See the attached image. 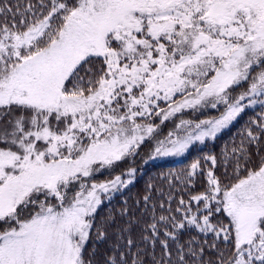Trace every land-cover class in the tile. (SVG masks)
<instances>
[{"label": "snow or ice", "instance_id": "6c2138e0", "mask_svg": "<svg viewBox=\"0 0 264 264\" xmlns=\"http://www.w3.org/2000/svg\"><path fill=\"white\" fill-rule=\"evenodd\" d=\"M254 106L260 113L223 160L206 154L164 175L167 194L146 185L136 201L151 220L143 248L125 202L104 264H264V0H0V264H93V230L103 240L116 224L112 213L97 223L98 210L137 170L96 174L147 142L148 159L182 156ZM185 110L217 114L180 118L161 135ZM199 177L203 191L189 193ZM173 180L189 193L175 208ZM153 191L167 199L153 201ZM192 229L214 242L181 243Z\"/></svg>", "mask_w": 264, "mask_h": 264}, {"label": "trees", "instance_id": "16d2710c", "mask_svg": "<svg viewBox=\"0 0 264 264\" xmlns=\"http://www.w3.org/2000/svg\"><path fill=\"white\" fill-rule=\"evenodd\" d=\"M15 2V0H13ZM261 109L260 107H257L255 109H249L246 111L245 114H242V118L238 119V122L234 123V126H230L229 129L224 130L222 133L218 134V138L215 140L206 141L202 145L194 146L187 152L183 157L176 158V159H166V160H159V161H152L147 164H145L142 168H140L136 173V179L135 181L126 189L116 193L114 196H112L111 200H105L104 204L101 206V208L98 210V214L96 217V222L100 223L104 217H106L109 213H112L116 217V224L113 225L111 229H109V234L106 239L103 240H97L95 230H93L92 238L87 242L86 248H85V257L87 259H91L93 264H104V261L106 257L111 253L113 245L117 243V234H116V226L122 225L124 223V219H122L119 215L120 209L125 207V202H127V206H129L134 212L136 217L139 219V223L136 224L133 228V231L131 233V237L137 242L139 247L143 248L145 247L144 244L140 243V237L141 235H144L142 231L144 227L145 221L151 222L150 217L148 215H142V210L144 208L143 202H141L139 205L136 204V201L141 200L142 196L145 194V188L146 185L149 183H152L156 186V188H163V191L165 194L169 192L168 183L163 179L164 175H167L169 173H175L177 175H180L182 173V170L186 168L187 165H189L194 159H197L201 156H204L206 154H215L217 157H219L221 160H223L222 153L225 149L230 151L232 147L239 145L243 132L245 128L248 126L247 122L250 118H255L259 113ZM216 112H208L204 115H200V118H205L206 116L216 115ZM143 149H147L148 146L143 145ZM253 153L257 151V147L254 145L250 149ZM260 154L264 155V142H261L259 145ZM141 155V152H139V155H136L139 157ZM256 157L254 156V159ZM126 163L123 164V162H118V166L116 169L108 174H105V176L99 178H111V175L119 174L123 169L126 167ZM205 167H211V165H205ZM225 171V168L223 166H218L216 168V174L221 176L222 179H224L223 173ZM232 169L228 168V172L231 173ZM225 182H227L225 180ZM173 183L177 185V189L173 190L176 192V197L172 203L173 208L176 206V200L179 199L180 195L184 196V199H188V194H194L196 192L203 191L204 188V180L203 177L197 178V182L195 184L194 188L189 189V193H185L183 191H180L182 188V185L178 181L173 180ZM152 198L153 201H160V200H166V195H161L158 191L152 192ZM159 214V210L158 213ZM126 219V218H125ZM196 237L198 240L203 242L204 240H207V243L210 245L214 242L215 238L212 234H208L207 236H204L203 234H198L195 229L184 231L180 235V242L185 243L190 238ZM126 241L120 240L119 243L123 245ZM216 243L219 244L220 248H225L226 246L224 244H221L219 241H216ZM148 252H152V248L149 245L147 248ZM132 252L136 251V248L131 249ZM160 247L159 244L156 245L155 248V255L157 258H159L160 255ZM205 255L211 256L213 259L215 258V252L214 250H209L206 246L205 248ZM227 255V253H226ZM145 264H151V259L149 257H145Z\"/></svg>", "mask_w": 264, "mask_h": 264}, {"label": "rangeland", "instance_id": "374dc122", "mask_svg": "<svg viewBox=\"0 0 264 264\" xmlns=\"http://www.w3.org/2000/svg\"><path fill=\"white\" fill-rule=\"evenodd\" d=\"M161 107H166V104L164 102H161ZM257 107H259V106H254L251 109H255ZM202 111H205V114L208 113V112H215V110H202ZM200 115L201 114H199V113H193L191 110H185L183 113L177 114L176 117L170 119L169 121H165L164 124L161 125V135L167 134V132L173 127V124L175 122H178L180 118H183V119H203V118L199 117ZM153 119L155 120V123H157V124L160 123L159 119H156L155 117H153ZM145 144H146V146H148V148L147 149H143V150H142V148H140L139 152H141V155L139 157H137L136 155L135 156H130V157H127L126 159H124L123 161H121V162H123V164H125V163L127 164L126 167L123 170H126L128 168H135L138 171L140 168H142L145 164H147L149 162L159 161V160H166V159L181 158L187 153L186 152L182 156H172V157H161V158H157V159H148V154L150 153V150H151V147H152V142H147ZM198 145H202V144L197 142L196 144L191 146L190 149L193 148L194 146H198ZM145 161H147V162H145ZM137 171H136V173H137ZM108 173H110V172L109 171H102L101 173L96 174L95 179L98 180V181L105 180L107 178H104V179H99V178L105 176V174H108ZM122 190H124V189H122Z\"/></svg>", "mask_w": 264, "mask_h": 264}]
</instances>
